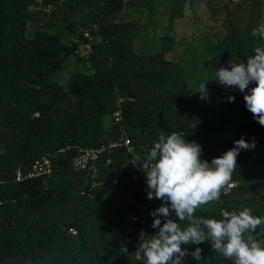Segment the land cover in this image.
<instances>
[{
  "label": "trees",
  "instance_id": "trees-1",
  "mask_svg": "<svg viewBox=\"0 0 264 264\" xmlns=\"http://www.w3.org/2000/svg\"><path fill=\"white\" fill-rule=\"evenodd\" d=\"M186 1L175 0V12H183ZM38 3L56 9L50 27L60 18L91 37L85 58L93 71L74 72L66 87L53 77L72 55L83 60L80 43L66 45L60 35L41 30L29 37L30 9ZM128 5L153 10L155 0H0V264H137L139 232L158 231L150 213L162 201L147 198L143 173L129 163L161 133L183 131L187 142L202 146L201 159L209 163L241 137L254 142V148L240 151L219 201L201 206L196 215L222 219L224 211L249 207L264 217V126L251 114L236 135H227L237 97L209 110L196 105L184 65L166 57L174 38H162L159 52L139 53L135 24L122 20ZM260 6L255 0L246 24L232 18L224 24L226 36L209 51L217 62L236 55L246 63L264 46L252 36L261 26ZM118 110L121 125L113 123ZM122 127L132 150L118 147L100 155L103 185L88 198L83 191L89 175L73 161L80 149L119 141ZM45 155L52 160V176L16 182L18 167L28 169ZM255 235L264 239V224ZM182 247L189 253L184 264H198L190 255L197 247L199 264H233L208 241Z\"/></svg>",
  "mask_w": 264,
  "mask_h": 264
},
{
  "label": "clouds",
  "instance_id": "clouds-1",
  "mask_svg": "<svg viewBox=\"0 0 264 264\" xmlns=\"http://www.w3.org/2000/svg\"><path fill=\"white\" fill-rule=\"evenodd\" d=\"M252 36L264 44V25L254 28ZM228 65L214 72L215 80L224 87L238 89L253 119L264 126V46L255 48L246 63L229 60ZM199 93L201 99L207 97V82L200 84ZM234 100V96L229 97V102ZM250 147L254 148L255 143L249 144L241 137L234 141L233 148L209 163L201 159L202 146L187 142L185 133L180 131L167 136L161 133L144 155H133L129 164L143 173L147 198L162 201L150 213L154 218L151 227L158 231L148 235L142 230L139 236L136 251L144 264H184L189 253L182 246L205 241L233 264H264V239L255 235L264 224V217L254 216L253 209L224 211L222 219L196 215L201 206L219 201L221 189L237 168L240 151ZM181 222L186 226L182 228ZM201 253L199 247L190 253L198 264Z\"/></svg>",
  "mask_w": 264,
  "mask_h": 264
},
{
  "label": "rangeland",
  "instance_id": "rangeland-1",
  "mask_svg": "<svg viewBox=\"0 0 264 264\" xmlns=\"http://www.w3.org/2000/svg\"><path fill=\"white\" fill-rule=\"evenodd\" d=\"M255 0H187L184 10H174L175 0H155L153 10L139 9L128 5L122 14V20L135 24L137 31L136 49L139 53H156L162 50V38H174L171 51L166 55L168 60L180 61L191 89L193 101L206 110L219 107L229 96L237 97L227 119L226 133L234 136L239 126L251 113L246 109L243 94L235 88L224 87L215 80L214 72L221 66L228 67L229 60L242 62L236 55L229 56L219 63L210 54V49L226 36L224 24L232 18L239 24H246ZM31 17L27 35L32 37L37 30L52 32L61 36L66 45L80 43L78 60L72 55L63 65L53 80L66 87L74 72L92 73L93 69L86 60L90 49L91 37L82 29L72 27L60 18L49 23L55 8L36 4L30 9ZM261 25H264V0L260 6ZM207 82V97L201 99L199 86ZM254 85H250L253 87ZM235 94H238L235 95ZM208 107V108H207ZM4 148L0 145V152Z\"/></svg>",
  "mask_w": 264,
  "mask_h": 264
},
{
  "label": "built area",
  "instance_id": "built-area-1",
  "mask_svg": "<svg viewBox=\"0 0 264 264\" xmlns=\"http://www.w3.org/2000/svg\"><path fill=\"white\" fill-rule=\"evenodd\" d=\"M123 121L122 112L120 110L116 111L113 116V123L116 125H121ZM118 147H125L127 150L131 151V141L127 137L124 128L122 127V137L119 141L113 142L109 147H103L99 149L89 148L80 149L79 154L75 157L73 161V166L80 171H86L89 175V184L84 189L83 194L88 198H92L95 192L100 189L103 185L102 181L99 180V169L98 160L100 155L107 149H114ZM53 174V163L49 156H43L38 161L33 163L30 168L24 169L18 167L15 171V180L18 183L33 180L37 178L50 177ZM132 221L137 218L132 217ZM145 232L142 228L141 231ZM146 233V232H145ZM76 234V232H74ZM137 264H144V260L140 254L137 255Z\"/></svg>",
  "mask_w": 264,
  "mask_h": 264
}]
</instances>
